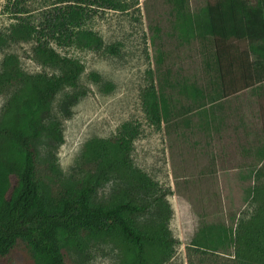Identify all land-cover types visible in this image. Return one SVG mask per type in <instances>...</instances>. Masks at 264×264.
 <instances>
[{
  "label": "trees",
  "instance_id": "1",
  "mask_svg": "<svg viewBox=\"0 0 264 264\" xmlns=\"http://www.w3.org/2000/svg\"><path fill=\"white\" fill-rule=\"evenodd\" d=\"M12 1L18 22L10 38L36 41L37 62L59 67L60 74H29L16 55L3 61L0 87L17 83L20 89L0 119V264H12L14 256L25 264H87L89 238L116 249V264L167 263L176 243L167 225L171 210L166 194L133 165V144L140 135L137 126L125 123L116 137L89 142L91 160L86 165L96 170L97 164L98 170L75 185L51 190L42 183L39 171L40 147L51 149L55 160L54 151L64 143L62 123L52 114L53 103L64 88L77 87L85 72L82 62L62 56L52 42L62 48L99 50L103 39L86 28L87 21L100 9L124 11L128 4L123 0H53V10L43 12L41 21L33 23L18 16L27 12L21 7L24 0ZM165 1L174 16V29L185 39L201 40L213 90L209 92L208 85L175 81L171 69L159 68L156 84L143 95L145 112L153 125L164 124L168 134L181 124H191L183 110L204 115L201 128L219 130L214 104L242 91L264 96V0H216L196 13L189 0ZM154 29L157 36L161 27ZM4 37L0 35V41ZM238 42H246L244 50L238 49ZM165 60L159 53L156 63L160 67ZM92 77L101 79L96 73ZM175 93L190 100L187 108L176 107ZM85 94L65 95L60 103L62 114L71 117V108ZM257 154L264 158V146ZM110 177L132 179L136 182L133 188L148 195L156 192V198L146 200L144 196L140 202L131 197L129 193L135 194L129 189L119 188L109 202L97 200V189ZM192 245L210 252L231 251L236 264H264V206L236 230L223 225L203 227Z\"/></svg>",
  "mask_w": 264,
  "mask_h": 264
},
{
  "label": "rangeland",
  "instance_id": "2",
  "mask_svg": "<svg viewBox=\"0 0 264 264\" xmlns=\"http://www.w3.org/2000/svg\"><path fill=\"white\" fill-rule=\"evenodd\" d=\"M123 1L129 6L126 10L100 9L87 21L86 28L103 39L101 49L62 48L52 42L62 56L82 62L85 72L77 87L64 88L53 103L52 114L62 123L64 143L54 151L55 160L49 154L51 149L40 147L41 181L56 190L95 174L98 165L96 170L93 165H86L91 160L88 143L97 138H114L123 124L131 123L140 130L131 153L133 165L166 194L171 210L167 225L176 243L173 257L165 264H236L233 252L197 249L192 239L209 225L236 230L264 206V158L257 154L264 146V96L257 98L242 91L214 104L219 130L201 128L204 115L184 110L182 115L190 118L189 126L181 124L168 134L164 124L153 125L145 112L143 95L152 83L156 84L159 68L171 69L175 81L208 85L209 90H213L212 72L206 70V50L201 40L185 39L179 29H174V16L165 0ZM189 1L194 13L207 3L216 2ZM21 7L27 12L18 16L39 23L43 12L53 10L54 1L24 0ZM16 11L14 1L0 0V35L5 36L0 41V73L5 57L16 55L19 65L29 74H60L59 67L37 62L33 50L36 41L10 38L11 28L18 22ZM155 26L161 27L157 36ZM236 46L244 50L246 42ZM159 53L166 59L160 67L156 63ZM95 73L100 81L93 79ZM19 89L17 83L0 87V119ZM82 91L86 94L71 108V117H65L60 110L62 99ZM173 96L178 109L187 108L190 100L178 93ZM134 183L132 179L110 177L97 189L96 199L107 203L119 188L129 189L137 201L144 196L146 200L156 198V192L148 195L138 191L132 187ZM89 245L87 264H116V249L93 238H89ZM12 264L25 263L14 256Z\"/></svg>",
  "mask_w": 264,
  "mask_h": 264
},
{
  "label": "crops",
  "instance_id": "3",
  "mask_svg": "<svg viewBox=\"0 0 264 264\" xmlns=\"http://www.w3.org/2000/svg\"><path fill=\"white\" fill-rule=\"evenodd\" d=\"M237 53L235 52V55H236ZM232 57H234V56H232ZM237 58V57H236ZM238 59V58H237ZM251 94V93H250ZM253 96V95H252Z\"/></svg>",
  "mask_w": 264,
  "mask_h": 264
}]
</instances>
